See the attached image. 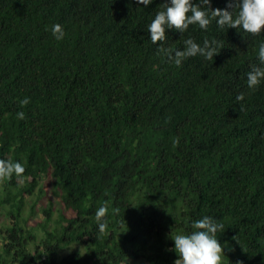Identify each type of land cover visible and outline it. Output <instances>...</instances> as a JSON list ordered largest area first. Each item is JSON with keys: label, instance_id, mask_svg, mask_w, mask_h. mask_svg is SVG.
Segmentation results:
<instances>
[{"label": "trees", "instance_id": "trees-1", "mask_svg": "<svg viewBox=\"0 0 264 264\" xmlns=\"http://www.w3.org/2000/svg\"><path fill=\"white\" fill-rule=\"evenodd\" d=\"M164 2L0 0V159L25 168L0 179V264H174L171 235L205 215L223 224V264H264V83L246 84L264 31L213 21L154 45L145 27ZM189 37L221 50L180 66L157 50ZM46 180L59 218L51 226L46 208L42 229L27 228V198ZM75 244L84 251L61 258Z\"/></svg>", "mask_w": 264, "mask_h": 264}, {"label": "clouds", "instance_id": "clouds-1", "mask_svg": "<svg viewBox=\"0 0 264 264\" xmlns=\"http://www.w3.org/2000/svg\"><path fill=\"white\" fill-rule=\"evenodd\" d=\"M138 5L147 7L153 0H136ZM215 21L218 29L225 27L235 28L243 33L258 35L264 31V0H227L226 6L213 8L212 0H165L164 7L155 13L154 18L146 25L149 40L156 45L158 41L166 40V29H175L181 34L185 33L190 25H198L206 31L209 25ZM53 37L57 41L65 38V31L61 24H53L51 27ZM183 49L171 50L162 47L157 48L163 52L169 61L180 66L182 61L190 57L200 56L207 61L213 58L221 50L219 42L213 38H205L201 43L194 38L183 41ZM259 63L252 65L246 74L248 89L254 90L264 83V41L258 45L256 53ZM237 101L243 100V96H237ZM30 103V97L19 100L21 108ZM243 111V106H241ZM16 119L24 120V111L16 112ZM173 141V145L178 144ZM25 168L19 161L0 159V179L10 178L13 175L21 177ZM107 207L100 206L95 212L98 230H105ZM223 229V224L210 215L193 220L187 233L171 235L173 240L172 250L177 254L174 264H223L224 245L217 237V232Z\"/></svg>", "mask_w": 264, "mask_h": 264}, {"label": "rangeland", "instance_id": "rangeland-1", "mask_svg": "<svg viewBox=\"0 0 264 264\" xmlns=\"http://www.w3.org/2000/svg\"><path fill=\"white\" fill-rule=\"evenodd\" d=\"M3 188L0 187V225L1 228L4 224L7 223L5 218V212L6 209L1 207V200L3 197ZM7 205V204H6ZM35 207V209H34ZM52 207L53 212V221L51 223V226L56 224V221L59 218V214L61 211L62 203L60 200V197L56 195V186L54 184H51L48 180L43 182V191L40 189H37L36 193L33 196H29L27 198L26 207H25V215L30 216L29 217V225L27 228L30 229H42V224L45 222V215H44V209ZM1 235V233H0ZM0 236V240H1ZM84 251V248L80 245H72L68 248H65L61 254V258L68 256L73 251Z\"/></svg>", "mask_w": 264, "mask_h": 264}]
</instances>
